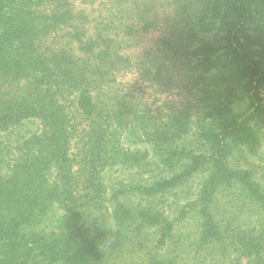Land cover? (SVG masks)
<instances>
[{
	"label": "trees",
	"instance_id": "obj_1",
	"mask_svg": "<svg viewBox=\"0 0 264 264\" xmlns=\"http://www.w3.org/2000/svg\"><path fill=\"white\" fill-rule=\"evenodd\" d=\"M200 1H169L165 63L146 71L186 103L152 112L96 101L97 78L129 60L108 31L86 33L74 0H0V264H111L148 234L142 264H264V220L235 221L264 217V0L193 16ZM114 168L133 179L108 189Z\"/></svg>",
	"mask_w": 264,
	"mask_h": 264
},
{
	"label": "rangeland",
	"instance_id": "obj_2",
	"mask_svg": "<svg viewBox=\"0 0 264 264\" xmlns=\"http://www.w3.org/2000/svg\"><path fill=\"white\" fill-rule=\"evenodd\" d=\"M170 0H74L78 11H85L89 18L86 24V33L92 35L96 32L101 37L106 36L107 31L114 42H117V47L123 48L117 52L123 55L124 59L129 60V65H124V61L116 64V70H111L110 73H104L100 75L97 80L98 84H95L93 89L94 96L97 97L96 101L104 104L105 106H119L121 104H130V106H141L148 111L158 112L161 106L170 107L176 105H184L186 99L183 94L176 95L180 92L179 85L176 83L167 84V78L169 75L164 73L157 77L154 76L155 70L149 74L146 71L147 66L153 64L156 60L161 63H165L162 60L164 58L165 43L168 38L171 28L170 18L173 17V6L169 2ZM208 0H202L197 2L194 6L193 16H202L205 10V6ZM133 3V4H132ZM110 5H114L110 6ZM114 11L115 15H109ZM106 18L104 21L100 18ZM104 22V23H103ZM114 28V29H113ZM97 29V30H96ZM99 31V33L97 32ZM95 34V33H94ZM211 34H214L212 31ZM76 44V43H75ZM116 44V43H115ZM98 54L94 57L88 58L93 65L98 64L101 61V56L98 58ZM117 56V55H116ZM114 57V56H113ZM109 58H112L110 56ZM168 67L169 72L172 75L174 69ZM94 78H96L94 76ZM163 85H165L163 87ZM70 97V96H69ZM86 122H81V125L77 127V134L72 139V154H80L81 144L79 139L81 131L86 128ZM35 130V127L28 124L27 130ZM194 138L190 139L192 142ZM259 165L264 167V149L261 151ZM118 168L111 169L104 178L105 187L112 188L117 181L124 179H133L129 177L128 172L119 173ZM198 179L193 180L183 190V197L187 194V198L194 192ZM181 199H183L181 197ZM223 205H227L224 198L221 202ZM110 203L105 202L108 206ZM168 205V202L160 204L164 209ZM239 205V204H238ZM225 208V207H224ZM236 210L232 209L228 214V218L231 217V212L234 214ZM104 209L98 211L94 218L102 219L105 216ZM244 215L245 212H244ZM236 216L235 221L240 228L250 227V225L257 224L258 221L264 220V217L258 214L250 216ZM250 224V225H249ZM186 232V226H182V232ZM152 236L148 234L145 239L149 242L144 250H141L137 246L133 247V251L130 255L124 253L115 252L111 258V264H124L128 258H132L133 264H142L144 262V256L146 250L150 249V243L152 244ZM146 244V243H144ZM143 244V245H144ZM132 250L131 247H126L124 252ZM189 258H193L191 253ZM232 258V257H231ZM193 261V260H192ZM200 259L198 260L199 263ZM197 263V264H198ZM191 264H196L195 261Z\"/></svg>",
	"mask_w": 264,
	"mask_h": 264
}]
</instances>
